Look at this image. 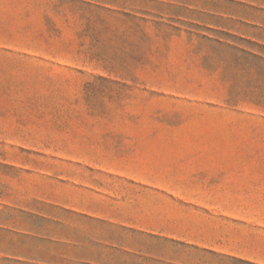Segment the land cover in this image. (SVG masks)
Here are the masks:
<instances>
[{"label":"rangeland","instance_id":"obj_1","mask_svg":"<svg viewBox=\"0 0 264 264\" xmlns=\"http://www.w3.org/2000/svg\"><path fill=\"white\" fill-rule=\"evenodd\" d=\"M112 1L0 0V264H264V10Z\"/></svg>","mask_w":264,"mask_h":264},{"label":"crops","instance_id":"obj_2","mask_svg":"<svg viewBox=\"0 0 264 264\" xmlns=\"http://www.w3.org/2000/svg\"><path fill=\"white\" fill-rule=\"evenodd\" d=\"M114 2L113 0L112 3ZM136 2L139 7L137 5L132 11L141 16L151 15L153 18L183 23L182 25L188 27H198V23L207 25L205 19L211 18L222 21H256L259 17L249 15V11L264 10V0H136ZM226 5L228 9L225 10ZM139 19L144 20L143 17ZM215 225L212 219L206 217L195 225V228L184 229L185 235L191 237L187 241L204 248L218 249L216 247L221 245L219 239L225 235L214 230Z\"/></svg>","mask_w":264,"mask_h":264}]
</instances>
